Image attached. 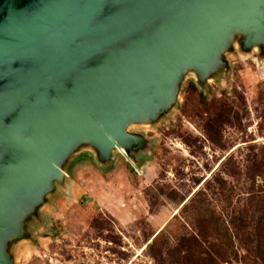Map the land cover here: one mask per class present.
Listing matches in <instances>:
<instances>
[{
	"label": "water",
	"instance_id": "obj_1",
	"mask_svg": "<svg viewBox=\"0 0 264 264\" xmlns=\"http://www.w3.org/2000/svg\"><path fill=\"white\" fill-rule=\"evenodd\" d=\"M236 36L264 51V0H0V264L69 164L132 161L126 128L185 73L202 89Z\"/></svg>",
	"mask_w": 264,
	"mask_h": 264
},
{
	"label": "rangeland",
	"instance_id": "obj_2",
	"mask_svg": "<svg viewBox=\"0 0 264 264\" xmlns=\"http://www.w3.org/2000/svg\"><path fill=\"white\" fill-rule=\"evenodd\" d=\"M239 41L202 89L185 73L165 112L126 128L142 138L132 161L119 150L100 163L84 151L69 164L65 182L55 183L25 223L24 237L7 248L10 263L155 264L147 246L179 213L183 204L175 200L206 187L210 207L230 226L232 214L263 186L250 176L254 155L264 149V51H243ZM218 112L227 119L220 126Z\"/></svg>",
	"mask_w": 264,
	"mask_h": 264
},
{
	"label": "trees",
	"instance_id": "obj_3",
	"mask_svg": "<svg viewBox=\"0 0 264 264\" xmlns=\"http://www.w3.org/2000/svg\"><path fill=\"white\" fill-rule=\"evenodd\" d=\"M226 120L218 112L217 126ZM251 171V179L259 178L263 186L232 214L230 226L210 207L207 187L189 198L178 196L176 207L183 204L179 213L147 246L155 264H234L239 257L246 263L264 264V149L254 155ZM221 186L220 181L215 189L220 191Z\"/></svg>",
	"mask_w": 264,
	"mask_h": 264
}]
</instances>
